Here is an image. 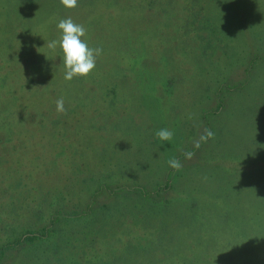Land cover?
<instances>
[{
	"label": "rangeland",
	"instance_id": "1",
	"mask_svg": "<svg viewBox=\"0 0 264 264\" xmlns=\"http://www.w3.org/2000/svg\"><path fill=\"white\" fill-rule=\"evenodd\" d=\"M156 1L154 8L169 17L172 0ZM94 2L100 7L114 0ZM191 5L204 13L209 32L224 39L215 45H225V53L209 50L205 59L193 46L187 54L173 24L167 35L173 42L162 45L177 53L184 81L156 98L143 95V82L137 94L95 90L89 81L48 95L45 79L17 87L4 82L0 70V249L24 230L48 227L52 234L8 249L0 264H195L192 258L210 264L212 254L223 252L217 242L228 237L224 231L232 229L236 244L251 241L256 226L264 229V61L247 69L256 50L264 56V0ZM75 8L61 0H0V52L8 35L12 40L37 24L44 37L59 39L61 20L88 28L105 22L103 15ZM90 36L89 48L108 49L98 35ZM234 83L239 87L226 92L225 107L213 113L217 88ZM10 89L16 95L5 97ZM60 99L63 111H57ZM19 103L28 105L27 113L16 110ZM11 115L12 127L4 125ZM162 129L172 132L169 141L157 136ZM141 188L151 192L149 199ZM249 251L244 242L227 254L247 258Z\"/></svg>",
	"mask_w": 264,
	"mask_h": 264
},
{
	"label": "trees",
	"instance_id": "2",
	"mask_svg": "<svg viewBox=\"0 0 264 264\" xmlns=\"http://www.w3.org/2000/svg\"><path fill=\"white\" fill-rule=\"evenodd\" d=\"M140 1L142 0H114L113 4L105 3L100 7H96V3L92 0V6L87 8L85 0H78L74 9L75 11L82 3L85 5V8L81 7L78 10H87L88 12L103 15V20L105 21H98V24L91 28L83 26L85 34L81 37V40L86 41L87 44H92L90 34L98 35L101 41L108 46V49L105 46L102 49L98 46L97 48L100 49L99 54L96 55L94 53L95 67L86 76H74L71 80L64 78L65 69L62 51L59 46L55 50L48 48L49 41L59 40L60 38H54L55 35L44 37L43 34H40L38 24L31 32L23 34L18 32L17 36L12 37V40L8 35V46H5L3 51H1L2 55L5 54L4 57H1L5 66L0 60V70L3 69L6 72L3 75L4 82L8 83L7 79H11L12 83L18 87L23 85L22 83L28 82L36 85V82L45 79L42 91L48 95H57L59 91L65 90L66 85L69 83L87 86L90 83L89 81L93 83L95 90L105 91L107 86H109L114 93H117V90L121 92L127 89L137 94L139 92L136 90V87L142 88L139 82H143V95L146 97L154 92L151 95L156 98L159 95V91L169 92L172 82L184 81L180 70L181 66L174 61L175 59L178 61L177 53L175 55L173 49L168 48L167 45H162L167 40L172 41L167 35L170 33L173 24L178 27L176 37L177 39L179 38L180 46L186 47L187 54L193 52L192 50L189 51L193 46H199V48L203 49V53L201 54L204 55L205 59H208L207 53L209 50L217 49L219 56L225 53V45L224 48H217L215 45L217 40L225 42L224 39L218 36L219 33L211 34L209 32L205 24L204 13L201 16L198 11L192 9L191 2L193 0H172L170 6L173 7V12L169 17L164 16L162 12L164 9L159 7L158 9L154 8L156 7V0L153 5H144L142 2L139 3ZM142 4L144 5L143 9L141 7ZM203 4H205L204 1ZM135 6L139 8L137 9ZM244 13L242 14H247V12ZM155 24H157L158 30H154ZM131 26L143 28L134 30ZM147 27L150 28L146 29ZM10 35H12L11 32ZM85 35L89 37L86 38ZM110 45L111 47H109ZM142 51L144 52L143 56H146L143 61V56L140 58ZM157 55L159 57L155 59L154 57ZM217 57H213V59H217ZM199 61H203L202 56H200ZM262 61H264V56H260L256 50L251 60H249L248 72L254 69V67L256 68ZM156 62L158 64L154 65L153 63ZM173 63L174 67H170L169 65ZM1 65L5 68H2ZM103 81L106 83L104 89L102 88ZM158 82L163 84L159 88ZM245 84H241L240 88H245ZM94 87H90V90ZM238 87L239 84L234 83L217 88L216 111L213 113H217L225 107L224 94L228 91H234ZM151 90L152 92H150ZM1 91L2 88H0ZM9 91L10 93L4 94L5 97L12 98V96L16 95L13 89ZM21 104L19 103L18 106L22 109H18L17 106L16 110L22 113L26 110L25 113H27L28 105L23 106ZM151 105L153 106V104ZM3 121L4 125L8 124L12 127V115L7 116ZM170 182L171 176H169L167 181L168 187H171ZM138 193L142 198L147 197L149 199V196H151V192L146 188L139 189ZM226 227L228 228V225ZM255 229L256 231L253 233L251 241H243L241 238L240 241L238 240L239 243L236 242V244L231 242L233 240L232 229L224 231L228 237L221 239L220 246L217 242V250L221 248L224 253L221 252L217 257L215 256L216 253L212 254L214 258L210 260V264H264V229L262 226H256ZM51 235L48 227L39 231L24 230L20 237H17L13 241H8L1 247L0 262L8 249L19 248L25 244L33 245L39 241L50 239ZM244 242H247V245L250 247V251L245 254L248 256L247 258H238L234 253L227 254L233 247L235 248L238 244L242 245ZM192 260L195 264H206L207 262L206 259L200 258H192Z\"/></svg>",
	"mask_w": 264,
	"mask_h": 264
},
{
	"label": "clouds",
	"instance_id": "3",
	"mask_svg": "<svg viewBox=\"0 0 264 264\" xmlns=\"http://www.w3.org/2000/svg\"><path fill=\"white\" fill-rule=\"evenodd\" d=\"M61 2L68 8L77 5V0H61ZM57 28L61 30L60 39L49 41L48 48L55 50L59 46L61 49L65 69L64 78L71 80L74 76H86L95 67L94 53L98 55L100 49L89 48L86 41L81 40L85 30L82 25L74 23L71 18L61 20ZM63 103V99L57 100V111L64 110ZM156 134L165 141H169L173 135L167 129H162ZM208 135L211 136L212 133L209 132ZM169 163L174 168L180 167L177 160H171Z\"/></svg>",
	"mask_w": 264,
	"mask_h": 264
}]
</instances>
